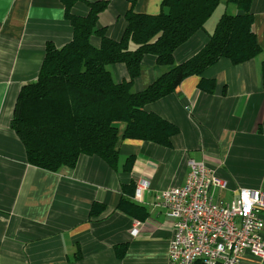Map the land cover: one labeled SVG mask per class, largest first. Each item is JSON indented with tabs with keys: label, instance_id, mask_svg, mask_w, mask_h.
Listing matches in <instances>:
<instances>
[{
	"label": "crops",
	"instance_id": "1",
	"mask_svg": "<svg viewBox=\"0 0 264 264\" xmlns=\"http://www.w3.org/2000/svg\"><path fill=\"white\" fill-rule=\"evenodd\" d=\"M109 1L98 26L119 40L133 2L137 12L157 15L163 0ZM227 1L221 0L206 32L176 51L177 63L205 46L225 12L239 13ZM251 11L264 50V0H253ZM73 13L86 16L89 7L79 2ZM72 38L61 0H0V264H175L169 258L174 219L158 203L163 192L186 183L189 161L204 162L225 184L213 189L217 202L232 203L241 189L264 192V54L238 66L221 60L207 70L205 76L216 81L214 94L201 91L200 78L191 76L176 93L147 106L178 126L171 149L127 139L120 144L118 172L98 157L84 156L75 169L52 173L28 163L11 122L22 87L39 76L47 43L62 47ZM91 43L99 48L101 39L93 36ZM142 65L137 92L161 75L155 56H145ZM112 73L116 80L128 79L124 65H114ZM130 156H135L132 171L122 173ZM141 179L150 182V191L142 202L132 200L146 208L144 220L118 210L122 186ZM95 203L106 207L99 217H91ZM259 216L264 221V210ZM137 221L142 223L138 236L133 234ZM241 264L264 260L246 253Z\"/></svg>",
	"mask_w": 264,
	"mask_h": 264
},
{
	"label": "trees",
	"instance_id": "2",
	"mask_svg": "<svg viewBox=\"0 0 264 264\" xmlns=\"http://www.w3.org/2000/svg\"><path fill=\"white\" fill-rule=\"evenodd\" d=\"M61 2L73 38L62 47L47 43L39 76L22 87L11 122L28 163L48 172L75 169L84 156L98 157L118 172L120 144L127 139L171 149L178 126L147 111V106L176 93L191 76L200 78L201 91L214 94L216 81L205 76L207 70L221 60L238 66L264 54L253 29V0H228L239 13L225 12L205 46L180 64L176 51L199 31L206 32L221 0H163L157 15L137 12L133 2L119 40L109 38L106 29L98 26L109 0ZM79 2L88 5L86 16L73 13ZM93 36L101 39L99 48L92 45ZM147 55L156 57L155 69L161 75L143 91L134 92ZM114 65H124L128 79L117 82L108 69ZM261 76L264 90V58ZM134 162L135 156L126 158L122 173H130ZM136 185L131 181L122 186L118 210L144 220L149 215L146 208L132 200ZM105 209L93 204L91 217H99ZM119 250L117 255L122 257Z\"/></svg>",
	"mask_w": 264,
	"mask_h": 264
},
{
	"label": "built area",
	"instance_id": "3",
	"mask_svg": "<svg viewBox=\"0 0 264 264\" xmlns=\"http://www.w3.org/2000/svg\"><path fill=\"white\" fill-rule=\"evenodd\" d=\"M225 184L204 162L189 161V173L182 187L169 189L159 197V206L174 219V238L169 258L175 264H241L249 253L264 260V192L241 189L230 204L217 202L213 189ZM150 191L148 180H139L134 199L142 202ZM142 226L137 221L133 234Z\"/></svg>",
	"mask_w": 264,
	"mask_h": 264
},
{
	"label": "rangeland",
	"instance_id": "4",
	"mask_svg": "<svg viewBox=\"0 0 264 264\" xmlns=\"http://www.w3.org/2000/svg\"><path fill=\"white\" fill-rule=\"evenodd\" d=\"M214 17H215V15H214V16L212 17V19L209 20L208 22H209V23H212ZM208 22H207V23H208ZM209 23H208V25L206 24V25H207V29H208V27H209ZM108 69L111 71V73L113 72V66L108 67ZM115 80H116V79H115ZM116 81L119 82V80H116ZM135 90H136L135 87H133V91H134V92H135Z\"/></svg>",
	"mask_w": 264,
	"mask_h": 264
}]
</instances>
